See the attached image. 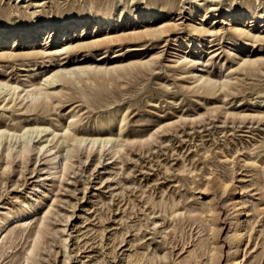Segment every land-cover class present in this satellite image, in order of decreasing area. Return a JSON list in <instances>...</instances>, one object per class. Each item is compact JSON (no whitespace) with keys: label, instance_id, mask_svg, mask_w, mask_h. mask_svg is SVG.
Segmentation results:
<instances>
[{"label":"rangeland","instance_id":"1","mask_svg":"<svg viewBox=\"0 0 264 264\" xmlns=\"http://www.w3.org/2000/svg\"><path fill=\"white\" fill-rule=\"evenodd\" d=\"M224 8L260 17L241 18L240 25L264 36V0H0L3 30L88 18L86 28L63 35L61 26L27 39L28 49L60 58L0 61V78L13 85L41 83L50 66L63 63L108 68L150 61L53 86L65 94L51 112L11 100L0 105V128L36 122L58 132L74 118L71 132L113 138L105 149L62 141L58 174L48 155L36 153L37 140L26 157L17 143L13 160L5 157L8 143L0 144V221L41 206L1 236L0 264H264V41L236 38L230 31L236 20L220 14ZM105 11L114 22L96 30ZM146 12L151 16L131 20ZM163 24L177 27L159 40L63 51L102 37L105 28L117 34ZM188 24L209 32L183 38ZM18 36L2 45L27 51ZM246 58L261 63L243 70ZM203 74L227 87L217 85L208 96L196 82Z\"/></svg>","mask_w":264,"mask_h":264},{"label":"bare ground","instance_id":"2","mask_svg":"<svg viewBox=\"0 0 264 264\" xmlns=\"http://www.w3.org/2000/svg\"><path fill=\"white\" fill-rule=\"evenodd\" d=\"M185 7L186 6H184V5L181 6L182 9H184ZM150 12H146L144 14H142V13L141 14H137L135 17L131 18V20L133 22H137L138 23V21H140V19H145L147 17H150L151 16ZM206 13H207V11L204 10L203 14L205 15V17H207L209 15V13L208 14H206ZM220 14H223L224 16H228L229 18H233V19L236 20L235 23L230 27L231 33L236 38H238V39H240L242 41H251V42H254V43L255 42L264 41V36L262 37V36H259V35H252L249 31L243 29L241 27V25H240V20H239L241 18H247V17L249 18L250 17L251 19H254V20L257 21V20H261L260 17H256L253 14H252V16H250L251 14L249 16H247V15H245L242 12H234L230 8H224V9L220 10ZM238 20H239V22H238ZM113 22H114V20L111 17V12L110 11H105V12L99 13L97 15V19H96V21L94 23V27L96 28V30L97 29H101L104 26H107V28H109L108 27L109 24L113 23ZM236 23H238V24H236ZM251 23H253V22H251ZM87 25H88V18L80 19V20H77V18L76 19L68 18V19H64L63 21H61L59 23L58 27H55V25H49L48 23H45L42 26L40 24H36V25H34L32 27H28L26 25H22V26L14 27V28H12L10 30H3V29L0 28V61H8V60H11V59L13 60V59H17V58H31V59L46 58L48 60H52L55 57L56 58L57 57L60 58V56H61L60 54H63V53L59 52L60 54H58V55H56V53H54L51 56L50 55L47 56V55H45V53H47L45 50L36 51V50L31 49V48L28 49V47H29L28 45H30V44H28L29 40H31L32 37L37 36L38 34L40 35L43 31H47V32L49 31L51 33L50 35H52L53 33H56L58 28L61 27V26L64 27L63 30L67 29L63 33V35H64V34H68L69 29H74L77 26L81 27V28H86ZM139 27L132 28V29H129V30H122L123 32H120V33H117V34H112L113 32H111V31L107 32L106 31L107 28H105L106 30L104 29L105 32L102 34V37H98V38L90 40L88 42H81V43L79 42V44H76L74 46H71V45L67 44L68 47L63 50L64 54H66V55L70 54L74 50L75 51L77 49L80 50L81 48H86V49H91V48L94 49V48H100V47L108 48L111 45H114V44H117V43L120 44L122 42H129V41H131V42L136 41L137 42V40H141V39H145V38H148V39L158 38V40H159V38H161L163 36L164 37L165 36L168 37L167 35L172 33L177 26L172 25V24L171 25L170 24L169 25L168 24H163V25L155 27V28H145V29H142V30H139ZM187 31H188V34L186 36H184L183 38L189 37V36H195V35H196L197 38H203V36H205V34H207L209 32L204 27H200V26H197V25H194V24H188L187 25ZM16 35H19L17 38H19L21 36L24 39V41H23L24 43H22V44H24V50L28 49L27 51H21V52H17L16 51L15 52V51H12L10 49L5 48L6 47L5 45H2V43H4L9 38H12V37H14ZM52 37H54V35ZM28 38H29V40L27 41ZM82 50H84V49H82ZM82 50H80V51L82 52ZM100 57H102V56H100ZM97 59H99V58H97ZM102 59L100 58V60H96V61L99 62V61H102ZM182 59H183L184 62H186L187 64H191L192 66H194L196 64L195 60H190L189 61L185 57H183ZM148 63H150V61H147V62L143 63V62H141V61L139 62L137 60L135 62H131V63L127 64L126 66H117V67L111 66V67H108V68L103 67V66H97V65L96 66L95 65L94 66H89V65L65 66V63H63V64L56 65V66H50V67H54V68L50 70V72H51L50 75L48 74L46 76V78L43 80V82H41V83L38 82L37 84L31 83V84L26 85V86L25 85H22V86L13 85V84L3 80V78L2 79L0 78V105H2L3 103L5 104L9 100H11V101L17 102L20 105H24L26 107V109H30L31 111L32 110L35 111L38 108H40L41 110H49V108L55 103L54 100L56 101V104L59 106V100L58 99H62L63 98V95H61V93H64L63 91L62 92H59V91L58 92L57 91L53 92L52 91V90H54L53 86H55L57 84H62V85L72 84L73 82L79 81L78 79H80L81 75H87L88 76V74H90L91 77L94 78V77L97 76V74L103 73L104 75L109 76V73H112V72L116 73L118 70H123L126 67H129V68L130 67H137V66L139 67V65L144 66V65H147ZM260 63H261V61L259 59L246 58V59H241V64L239 66L242 67L243 70H247L249 68L258 67L260 65ZM235 71H236V69H235ZM191 72H193V71H191ZM255 72H256V70H255ZM88 82L90 83V81H88ZM91 82L94 83L96 81L93 82V80H92ZM196 82L201 85V88L203 89L205 94H207L208 96L211 95V93L213 92L215 87L218 85V82L216 81V79H214L209 74L200 75L197 78ZM222 82H224V81H222ZM219 84L220 85H218V89L227 87L226 84H224V83H219ZM65 86H67V85H65ZM61 88H62V86H61ZM56 89H57V87H56ZM74 91H75V89H74ZM83 95H85V94L83 93ZM66 98H68V97L66 96ZM86 98H88V97L86 96ZM56 106L53 107V109L56 108ZM11 108H13V107H11ZM15 108H17V107H15ZM71 119H70V121H71ZM73 119L67 125L66 128H63L61 131H58V132L55 131V130H52V129L46 127V126H42V125H40V124H38L36 122L29 123V124H27L26 126H23V127L20 126L21 128L18 129V130L15 129V127L12 128V127H9V126L0 128V144H1V147H2V144H3L4 141L6 142V144L8 143L7 148L5 147L6 148L5 157L7 159L9 158V159L13 160V158H14L13 156L14 155L12 153L14 152V149H16V147H14V146L17 143L21 144V148H20V151H18V155L20 157L25 155V157H26V154L29 155V153L31 152L30 151L31 144L34 142V140H37L36 148L34 147L36 153L40 154V153L44 152V155H46V156L48 155L50 157V160L48 159L49 162H50L49 164L52 166L53 170L55 171L54 174L55 173L58 174L60 172V171L57 172L58 171V167L61 166V163H60V166H59V161L60 160H59V156H58V153H59L58 152V145L60 143H62V141H64V143L66 142V144H67V142H71L74 145H77L78 148H79V146L81 144H83L85 142H88V144H90V146H92V147L95 146L97 143H98V145L100 143V147H102V149L103 148L105 149V148L109 147V145L111 146V144H112L111 142L113 141V138L111 137L109 132H102V133H96V134H88V133H85V132H82V131H72L71 132L70 131L71 127L76 125V122H73L74 121ZM112 124L113 123L111 122L109 127H111ZM107 130H108V128H107ZM20 139H22L21 142L20 141L17 142V140H20ZM51 144L54 145V146L51 147L52 146ZM48 145H51V146L49 147ZM68 145H70V144L68 143ZM114 147H116V146H114ZM63 148H65V147H63ZM71 148H73V147H71ZM88 149H90V148H88ZM112 149H114V148H112ZM67 150L69 151L70 148H68ZM73 150H75V149H73ZM3 151H4V149H3ZM3 151H1V152H3ZM71 151H72V149H71ZM62 152H63V150H62ZM18 155H16V158H18L17 157ZM239 204L241 205V203H239ZM239 204H238V206L240 208ZM40 207L41 206L39 204L36 207L28 208L26 210H21L19 213L9 214L5 218H3L0 221V238H1L2 235H4L5 231L9 227H11L12 224L16 223L17 220H19L20 218L26 220L29 217H33L34 214L37 212V210ZM241 213H243V211L240 212V214ZM237 228H238V230H236V231L239 232L240 237H241V235L243 234V232L245 230V228L243 227V220H242L241 217H240V219L238 221ZM68 259H69V257H68ZM64 261L67 262L66 260H64ZM234 264H240L239 259L237 261H235Z\"/></svg>","mask_w":264,"mask_h":264}]
</instances>
